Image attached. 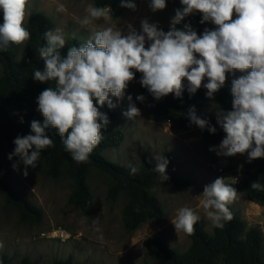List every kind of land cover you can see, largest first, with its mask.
<instances>
[{
    "label": "clouds",
    "instance_id": "clouds-1",
    "mask_svg": "<svg viewBox=\"0 0 264 264\" xmlns=\"http://www.w3.org/2000/svg\"><path fill=\"white\" fill-rule=\"evenodd\" d=\"M180 3L182 7L175 10L167 32L147 19L141 21L139 31L127 25L126 34L123 29L111 26L92 29L83 44L68 48L66 56L60 51L66 45V33L60 28L46 31L43 34L46 43L38 49L44 67L34 70L32 78L41 83L54 81L55 87L46 88L37 98L43 123L33 120L31 133L14 139L15 148L9 159L16 156L18 161L13 168L22 163L23 175L27 176L28 167H37L42 151L55 146L53 139L46 135L45 130L50 127L58 131L74 161L87 162L89 154L103 139L102 129L110 123L93 98L101 107L107 104L109 109H114L117 105L112 97L117 100L125 97L135 72L142 73L139 83L156 100L169 94L182 98L185 90L192 96L201 87L212 100L224 86L226 73L234 75L235 70L245 73L231 82L232 110L215 111L216 122L226 135L209 151L222 157L247 154L249 163L264 158V0H180ZM27 6L28 0H0L3 12L0 52L6 51L10 43L20 45L30 39L31 34L24 27ZM121 6L136 8L132 0H121ZM165 7L166 0H150L152 12ZM57 10L63 11L64 6H58ZM86 12L78 21L81 27L112 16L108 5L88 4ZM196 13L202 14L200 23L210 21L217 27L205 29L199 36L190 23L177 28L186 17ZM127 100L128 109L123 115L135 120L141 116V110L132 95ZM136 100L144 102L145 97L137 95ZM187 116L201 130L216 132L208 119L197 115L195 106L188 109ZM155 159L154 171L161 182L167 181L168 159L162 154ZM129 168L132 175L139 171L133 165ZM250 187L264 191V186L257 181ZM202 196L203 209L215 227L222 228L223 220L233 218L228 205L238 198V191L224 177L205 185ZM199 220L191 208L183 207L172 223L176 233L183 231L191 235ZM98 223V218L93 219L97 232Z\"/></svg>",
    "mask_w": 264,
    "mask_h": 264
},
{
    "label": "rangeland",
    "instance_id": "rangeland-1",
    "mask_svg": "<svg viewBox=\"0 0 264 264\" xmlns=\"http://www.w3.org/2000/svg\"><path fill=\"white\" fill-rule=\"evenodd\" d=\"M132 2L136 5L135 10L129 9L122 18H101L94 20L88 27H81L78 21L87 15L88 4L95 5L94 0H28L24 27L32 12L44 13L53 19V30L60 28L66 33V40L77 38L83 43L92 29L111 26L123 29L126 34L127 25L131 24L139 31L144 19L158 24L160 29L170 27V20L176 10L173 5L166 3L165 9L152 12L149 8L150 0ZM60 5L64 6L63 11L57 10ZM216 27L211 22L212 30ZM26 42L20 44V52ZM2 72L3 65L0 62V75ZM136 73L125 90V97L122 100L112 97L113 103L117 105L114 108L117 116L109 118V125L102 131H119L123 133L124 140L119 146L104 151V157L129 167L138 166L144 159L156 165L155 157L170 153L173 156L172 172L192 181L194 185L188 188H177L171 184L155 185L153 190L162 202L165 217L150 220L130 232L123 222L127 197L122 194L116 200L109 198L112 178L108 174L96 168L91 170L89 184L94 198V212L89 216L81 208L69 203L74 186L72 179L67 176L59 179L50 177L41 158L36 168H27L28 175L24 176L25 166L20 163L17 169H13V185L42 210L43 220L39 224L23 222L18 212L0 194V244L3 245L0 247V262L7 256L10 264H19L25 258L35 264H52L55 260L67 259L77 264H158L157 258L144 247L146 239L158 236L180 252L186 251L191 245L187 234L183 231L176 233L172 223L178 210L183 207L191 208L200 217L198 222L213 233L215 226L201 204L204 186L214 182L217 177H224L225 182L233 184V187L241 185L244 178L239 174V169L248 161L247 154L217 156L215 151H209L214 145L204 138L205 129L196 126L187 132L178 131L165 119L154 116L150 104L136 105L141 110V116L135 120L127 119L123 115L128 109L127 96L133 97L139 93ZM241 75L245 73L236 70L234 75L226 79V88L231 91L232 80ZM218 108L220 103L214 97L204 108L202 118L207 119ZM17 161L18 157L12 158L13 164ZM259 194L260 191L256 190L251 195L238 191V198L230 206L248 228L257 227L264 234V203L258 200ZM95 218L99 219V232L94 230ZM55 228L67 230L71 238L62 242L43 236V233Z\"/></svg>",
    "mask_w": 264,
    "mask_h": 264
},
{
    "label": "trees",
    "instance_id": "trees-1",
    "mask_svg": "<svg viewBox=\"0 0 264 264\" xmlns=\"http://www.w3.org/2000/svg\"><path fill=\"white\" fill-rule=\"evenodd\" d=\"M99 7L110 6L111 15L114 18H122L129 8L121 6V0H94ZM166 3L173 5L176 9L181 8L180 0H166ZM201 13L189 15L181 24L177 25L182 29L185 23H190L198 36L202 35L205 29L212 30L211 22L200 23ZM3 24V12L0 10V25ZM54 21L44 13L32 12L29 16L26 29L30 32V39L27 40L22 51L20 45L9 44L6 51L0 52V62L3 65V72L0 75V194L6 199L8 205L14 208L21 220L26 223L39 224L43 220V212L37 207L25 193L15 189L12 182L13 162L9 154L14 151L13 143L17 136H24L31 133V122L33 120L43 123L44 117L37 110V98L40 93L48 87H55L54 81L41 83L32 78L34 70L43 69L44 62L39 57L38 49L45 45L43 34L54 29ZM165 32L170 27L161 29ZM83 42L77 38L66 40L61 55L66 56L68 48L79 46ZM198 55V54H197ZM236 71V70H235ZM233 73H226V79ZM142 73L137 72L136 78L140 81ZM207 78H205V83ZM186 83V82H185ZM206 89L201 87L194 95L189 96L187 90L182 98H175L169 94L160 100L147 91L139 83V93L133 96L136 105L150 104L154 116L163 118L174 129L187 132L196 127L187 116L188 109L195 106L197 115L202 118L204 108L211 101L206 97ZM137 95L145 97L144 102L136 100ZM220 109L232 110V94L224 86L215 94ZM99 111L107 114L111 119L116 118L114 109H109L107 104L100 106L93 98ZM210 124L216 127V132L210 133L207 128L204 131V138L212 145L220 144L225 132L217 124L215 112L208 118ZM46 135L53 139L54 147L42 151L41 159L44 161L47 174L59 179L67 176L73 180L74 186L69 197V203L81 208L87 215L92 216L94 212V198L89 184L91 170L96 168L108 174L112 178L108 196L116 200L120 195L125 194L127 203L123 210V222L125 228L132 232L142 224L165 217V210L162 202L154 192L157 184H171L177 188H188L194 183L188 179L181 178L172 172L173 156L166 153L168 159L167 175L169 179L161 182L159 174L154 171L155 164L144 159L136 166L139 171L132 175L130 168L118 165L107 160L103 153L108 148L119 146L123 140V133L115 130L102 131L103 139L98 146L89 154L87 162L77 163L65 150L58 131L54 128L45 130ZM16 157V156H13ZM12 157V158H13ZM239 174L244 181L235 187L237 191H243L251 195L253 190L250 184L253 181L264 186V158L248 161L239 169ZM264 203V191H260L259 199ZM232 214L231 220H223V227H215L213 233L208 232L199 222L194 225V232L187 236L191 239L190 247L180 252L172 248L164 239L153 236L144 241L146 251L157 258L158 264H264V234L257 227L248 228L246 222L239 217L228 205ZM0 264H10L7 256H4ZM19 264H35L32 260L25 258ZM52 264H77L72 259L55 260Z\"/></svg>",
    "mask_w": 264,
    "mask_h": 264
},
{
    "label": "built area",
    "instance_id": "built-area-1",
    "mask_svg": "<svg viewBox=\"0 0 264 264\" xmlns=\"http://www.w3.org/2000/svg\"><path fill=\"white\" fill-rule=\"evenodd\" d=\"M220 171H223V169H220ZM43 236L48 239L59 240L62 242H65L71 238V234L67 230L62 229V228H55L51 231L43 233Z\"/></svg>",
    "mask_w": 264,
    "mask_h": 264
}]
</instances>
